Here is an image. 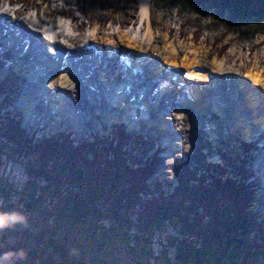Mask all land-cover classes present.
I'll return each mask as SVG.
<instances>
[{"label":"rangeland","instance_id":"obj_1","mask_svg":"<svg viewBox=\"0 0 264 264\" xmlns=\"http://www.w3.org/2000/svg\"><path fill=\"white\" fill-rule=\"evenodd\" d=\"M7 1L12 4V8L19 9V15L21 16L25 15L27 12L30 13L31 11H34L37 12V15L40 16L41 19H52L53 21H59L61 18L66 23V29L72 28V32L76 34V38L78 40H82V42H86V40H92L91 42L95 44V42L103 43L102 41H104L103 44H110L114 47L116 44H118V47H131L125 44L127 37L124 36L122 39H120V37H117V33L121 32L122 30H130L134 25L136 26L134 27L137 30L139 29L137 25H141L137 20L139 17L137 0H85L86 2L84 3L81 0L79 3H83V5L78 8L76 6V0H0V5H5ZM153 2L154 3L150 7L149 11V30L151 34H149L150 41L148 47L150 50L148 48L143 52L150 51V54L155 56L154 58L159 57V64L154 60H150L154 63L155 67L151 69L147 68L145 72L149 73L153 72L154 69H159L155 75L158 77V79H161L162 75L160 74V69H163V72L168 71L170 65L164 61H161L162 56L158 55L157 53L160 54V52L162 53L170 50V46L168 45L170 42H177V44L181 46V49L186 51L190 50V53L197 54V56L200 55L199 57H201L202 54H205V60H210L212 57L222 59L224 62L231 65V67L236 71L216 74V77L219 80L233 79L229 80L230 83L227 85L218 86V89L220 90L219 92L225 93V95L221 94L217 96V98L220 96L219 100H217L218 107L213 104L212 101L207 102L204 100L206 98H211V95L215 93L214 91L209 93V87H211L209 84L211 77L209 80L201 77H193L188 79V77L182 73L185 72V67L177 64L176 73L181 72V75L179 73L177 75L174 73V77H176L171 79L169 78V83L171 84L169 92L166 93L169 94L168 98L170 100L174 97L172 99V107L170 106L169 110L172 112L173 117H178L184 112L186 115L188 114L187 116H192V118L187 120V122H189L188 126H190L189 135L180 137H175L174 135L173 138H169L168 141H164L165 144L169 143L166 148H158L157 151H154V154L152 153V150L159 146L155 147L153 145V137H151V134H149L151 131L149 128L154 123V121H157V117V124L159 123L158 125H160V117L157 116L156 113L153 114L150 119L149 115L147 117H142L143 113L145 112L147 114V110H149L144 106L141 108L142 110H140L142 113L141 118L139 119L141 124H136L134 128H131L130 125H128L131 122L124 124L123 127H120L119 123H115L111 128H109L110 126L105 128L104 123L106 122L107 118L109 121L112 120L113 123V120L117 119L115 122H119L124 116H122L121 110L116 111V106H112V104L106 102L105 100L103 102L104 106H102V103L98 101L100 96L99 94H95L96 90H93V88L87 93L91 94L89 96L91 99H88L87 101L83 100V104L81 102L82 107L79 111H76V113H79L74 117V121L70 120V122L69 119L66 120L64 118L56 117L54 118V122H57L56 125L51 123L48 125V127H46V131L36 132V136H33V132L30 130V127L34 126L33 121L29 120L30 125L28 126V123H26L27 120L23 118L24 120H22V123V121H20V118H22L21 110L12 104L13 101H16L17 95L20 94L22 89L20 84L22 82L21 78L22 75L24 78V71L26 70L24 62L21 64L22 61H24V58H20L19 56L18 59H15V56L5 58L3 53L4 51L2 50L4 47L2 48V46H0V122L5 120L4 117L12 118L13 128L7 131L8 133L10 132L18 136L17 139L21 144V146H16V144L13 143V140L5 136L1 137L0 135L1 142L3 141L8 145L18 147L19 151L16 152L13 150L10 152L12 157L14 156L17 158V160L14 158L8 159L6 156L1 155L2 164L0 165V175L7 177L8 180L18 184L21 181L23 182L26 180L28 177L26 171L24 170L23 163L18 160H22L24 162L28 160L36 166H42L44 162L59 165L55 159L56 157L51 155L52 153L41 155V150H36L32 146L28 147L25 144L27 141H32L33 143V138H41L44 135L63 132V135L66 138L68 137L67 139L71 140L73 145L79 144L80 142L85 143L87 140H103V142L110 143L111 147L107 148L108 153L103 151L98 155L97 158H94L92 164H98V162L101 161L103 162V156L114 152L119 155L118 157L121 158L124 163L134 167H137L140 164L146 165L149 162H152L153 157H155V159H157V161H155L157 162L155 164L156 170L151 171L149 174L147 181V186L149 188L146 190L149 191L148 193L141 191L136 195L130 194L129 184L125 183V187H123L122 191V197H120L119 202L116 205H113L111 198L113 195L117 194L116 191L112 189L109 194H104L103 189H99V185L102 183L101 181H103L102 177L104 175L109 176L111 174L110 172H113L112 168H108V171L105 170L104 172H100L99 168H92L90 164H86L83 160H81L78 165L80 166V171L82 172V179L86 183L82 187L83 192H88L93 189H98L100 191L95 197V203L89 204L90 208H94L95 213H93L91 216H87L89 221L85 223L83 222L85 226H88V224L92 226L94 224H101L104 226L101 231L106 233L107 227H110L113 223H121V221L118 219H111L102 216L103 214L106 215L107 212H110L109 209L114 213V208H116L115 210L118 212L120 210L125 211L134 219L141 218L142 213H144L146 209V203L144 201H147V198L152 197L154 194L152 191L161 189L164 192H166V190L170 192L177 185L178 178H176V175L174 174L177 171L180 172L181 175L187 177L188 175L192 174L193 176L191 179L195 177V174H200L201 176L199 177L201 178V181L210 174L213 176H220L222 179L228 177L232 182L230 185H233L235 188L245 189L249 193V204L246 209L254 215L257 222V225H255L256 228L254 227L251 236L262 237L264 236L261 231L262 227L264 226V184H262L263 182H258L257 179H259V176H256V180L252 182L253 185H247L248 180H252L254 175L253 173H249L247 175L248 179H246L245 176H243V173L247 174L246 170L248 168H250L252 171H258L256 168H253L254 164L258 162L259 167L264 172V152L261 153L260 149H249L245 151L242 145V138L246 140L253 139V134H251L252 131H249L250 129H248L249 127L247 125L250 126L252 120L255 119L253 117L254 115L256 117L255 113L260 112L264 114V77L261 82H255V80L248 75L249 72L246 67L247 64H251L254 60H257L255 63L256 65L261 66V63H264V34L253 30L252 25L247 21L240 23L233 30L229 31L225 28L223 22L220 23V21L213 19V13H208L204 17H198L192 11L191 7H188L185 11H181L179 9V4L177 3L174 5H166L165 7L161 8L156 6L159 5L156 0ZM4 13L2 16L11 19V17H8L11 15L8 10H6ZM143 25H141L140 31L142 33H146L147 26L145 24ZM34 29L36 30V28ZM126 33H128V31H126ZM139 34L140 33L135 35L138 36ZM72 47L73 48L69 47L68 49H76V47ZM100 49L101 50H99L98 56L93 55V57H98L99 61H103L100 59V56L102 57L103 55L104 58L109 54L107 51L105 52L103 48ZM133 49L137 51L136 48L133 47ZM148 58L150 59L151 57ZM128 59L130 60V65L125 66L123 63H118L115 64V66L117 65V68L122 66L123 68H131V70H133L134 61L131 58ZM9 63H11L12 66L10 65V67H8ZM103 64H105V62ZM145 64L150 66L148 63ZM146 65H143L142 67L144 68ZM193 65L195 64L193 63ZM23 67L25 68L24 71ZM105 67L107 69H110V67L112 68V66L109 64ZM39 69L44 71L43 68ZM46 70L49 71L52 69L47 68ZM122 76L123 73L121 74V77ZM140 78L141 81H146L144 80V76L140 75L139 72H137L135 75H132V77L127 78V81L129 82V88L127 87L128 93L131 86L134 85V89L138 88V85L141 82L139 81ZM162 80L166 81L168 78H162ZM189 87H200L201 89L199 88V90H204L205 87V96H203L202 100L206 102V104L204 107H199L201 112L195 106L189 107V101H185L186 106L184 107L182 103L180 104L178 102V96L181 97L183 94H185V89ZM244 88L247 90V93H245ZM151 90H153V88ZM105 92L108 93L109 89L106 88ZM154 92L155 91L152 93ZM140 93L142 96H145L144 92ZM170 95H172V97ZM163 96L167 97V95L164 94L162 97ZM66 97L70 100V103H72V96L67 95ZM84 98L86 97H83V99ZM221 98L225 100V104L223 105L222 103L224 102L220 101ZM249 101H253V103H249ZM153 102H155L154 99L151 100L150 104ZM122 103L125 104V100ZM67 104L69 105V103ZM142 105H144L143 102ZM67 110L68 109L66 106V114H68L67 116H70L69 111L72 109L69 111ZM209 111H215L218 115L212 117ZM106 114L109 115L106 116ZM166 115L168 116V114ZM186 115L181 117H186ZM178 118L180 119V117ZM161 119L167 122L165 117H161ZM182 120L183 122L180 121L181 123L179 126L176 122H174L173 128H180V125L186 122L184 119ZM109 121L107 120L108 123ZM75 122L77 123V127ZM120 123L122 124V122ZM258 123L260 124V122ZM166 124L167 123L163 124V129L165 128L166 130L167 127L168 133L172 132V127L169 129V126H166ZM262 124H264V122H262ZM0 128H2L1 125ZM75 129L78 130L74 131ZM168 133L166 135H168ZM164 134L165 133L163 131V135ZM250 134L252 136H250ZM116 140H118L117 144L115 143ZM14 142L16 141L14 140ZM113 145H115V147H113ZM255 154L258 155L255 156ZM252 155H254L256 159L258 157V160L255 159L256 163H252L253 158L248 160L250 158L248 156ZM151 156H153L152 159H149ZM243 159H246L247 161H244ZM177 166L180 168L176 169ZM203 170H207L205 174L203 173ZM262 171H258V174L263 179L264 174H262ZM35 182L39 184L44 183L41 178H36ZM115 186H118L117 188L121 187V185L118 183H116ZM211 190L213 191L212 193L216 198L214 203L221 202L217 209L220 213L223 212V223L227 226L228 230H231L232 217L235 214L236 207L240 205L242 199H239L238 197H231L229 199L227 197H223L222 194H219L220 191L218 187H215L214 185L211 187ZM191 194L190 201L195 203L193 200L195 194L193 192H191ZM164 195H166V193H164ZM205 195L206 194H204V196ZM132 197L134 199H131ZM206 197L207 196L203 197V199L206 200ZM130 199L134 200V202H136L135 199L141 200L142 202H136L131 208H128L127 202H129ZM2 200L3 199L0 198L1 203H3ZM61 201L62 198L57 197L53 202L55 209L58 211L63 207ZM7 202L13 206H22L20 202L17 201V197L15 196H11L9 199H7ZM48 203L49 202H47L45 205ZM253 209L256 211H253ZM196 210V215L199 214V218H203V222L205 223L208 220L207 213L210 212V208L199 205ZM31 214H33L40 226L42 228L44 227L43 234L46 236V238H51L52 236L55 238H60L61 235H67L71 239V237L77 236L81 243H84L86 246L90 244V233H88L86 228L81 227V225L73 224L69 226L66 223H62L60 227L56 226L57 228H54L55 226H53V224L50 222L49 214L45 211L36 209L35 211L31 212ZM193 214L194 213L191 212L188 213V215L191 217H193ZM136 228V225H130L129 232H135ZM181 229H183V227L175 217L171 222H165L162 231L154 230L152 232V243L147 248V251L150 249L153 256L159 257L160 249L164 247L160 243H166L169 236L181 238ZM259 244L264 245L262 241H259ZM122 248V246L118 247V250L121 254L124 253ZM166 248L165 255L168 260H170L172 263L174 262V264H181L174 260L175 248ZM104 252L109 257L112 250L108 246L107 250L104 248ZM129 252L133 255L140 254L144 260L147 257L146 254L141 252L139 246H136L135 249L129 250ZM146 253L148 254V252ZM148 259L149 261H152L151 257H148ZM158 260L161 262V264H166L165 257L161 256L158 258ZM260 262H263L264 264V260L261 261V259H251L246 263L259 264Z\"/></svg>","mask_w":264,"mask_h":264},{"label":"trees","instance_id":"obj_2","mask_svg":"<svg viewBox=\"0 0 264 264\" xmlns=\"http://www.w3.org/2000/svg\"><path fill=\"white\" fill-rule=\"evenodd\" d=\"M156 1L159 4L156 6L161 8L175 3L179 4L181 11L191 7L198 17L213 13V19L223 22L229 31L247 21L252 25L253 30L264 34V0ZM4 118L5 120L0 122L1 137L5 136L13 140L16 146H21L18 136L7 131L13 128L12 118ZM25 144L41 150V155L52 153L51 155L56 157L59 165L44 162L42 166H36L28 160L26 162L18 160L23 163L28 175L26 180L18 184L0 175V198L3 199V203L0 202V210H19L28 218L26 225H17L0 231V253L11 249H24L27 252L26 259L22 261L24 264H161L158 260L161 256L165 257L166 264H174L165 255L166 247H174V260L181 264H247L246 262L251 259L264 260V245L259 244V241L264 244V236H251L257 222L254 215L246 209L249 204V193L245 189L230 185L232 182L228 177L222 179L220 176L210 174L201 181L200 174H195V177L191 179L192 174L187 177L176 171L174 174L178 178L177 185L170 192L167 190L164 192L161 189L152 191L154 193L152 197L144 201L146 209L141 218L134 219L125 211L118 212L116 208L114 213L109 209L110 212L103 214L102 216L121 221L107 227L105 233L101 231L104 228L101 224L84 225L89 221L87 216L95 213L94 208H90L89 204L95 203V197L100 191L93 189L83 192L82 187L86 183L82 179L78 163L83 160L92 168H99L100 172L112 168L113 172H110L109 176L102 177L103 181L99 189H103L104 194H109L112 189L116 191L117 194L111 198L112 204L116 205L122 197L125 183L129 184L130 194L149 192L146 191L149 188L147 181L150 172L156 170L155 157L146 165L140 164L134 167L124 163L117 153L111 152L102 157L103 162L92 164L94 158H97L101 152L108 153L107 148L111 147L110 143L97 140L73 145L61 134L44 136L34 140L33 143L27 141ZM13 150L19 152L18 147L0 141V165L2 164L1 155L17 160L10 154ZM177 168L180 167L177 166ZM206 171L203 170V173L205 174ZM36 178H41L44 183H36ZM116 183L121 187L117 188ZM213 185L218 187L219 194L223 197L242 199L232 217L231 230H228L223 223V212L220 213L217 209L221 202L214 203L216 198L211 190ZM191 192L195 194L193 198L195 203L190 201ZM204 194L207 196L206 200L203 199ZM11 196L17 197V201L22 206L8 204L7 199ZM57 197L62 198L63 207L59 211L53 204ZM131 199L127 202L128 208L136 202H142L136 199L134 202ZM47 202L49 203L45 205ZM199 205L210 208V212L207 213L208 220L205 223L203 218H199V214L196 215V208ZM36 209L49 214L54 228L60 227L62 223L69 226L77 224L86 228L90 233V244L86 246L81 243L77 236L71 239L67 235H61L60 238L54 236L46 238L43 234L44 227L42 228L31 214ZM189 212L194 213L193 217L188 215ZM174 217L183 227L180 231L181 238L169 236L166 243H160L164 246L160 249V256H153L150 249L147 251L152 243V232L162 231L164 223L171 222ZM130 225H136L135 232H129ZM261 231L264 234V226ZM108 246L112 250L109 257L104 252V248L107 250ZM119 246L123 247L126 254L119 252ZM136 246H139L141 252L147 255L145 260L140 254L133 255L129 252ZM148 257H151L152 261H149Z\"/></svg>","mask_w":264,"mask_h":264},{"label":"bare ground","instance_id":"obj_3","mask_svg":"<svg viewBox=\"0 0 264 264\" xmlns=\"http://www.w3.org/2000/svg\"><path fill=\"white\" fill-rule=\"evenodd\" d=\"M79 1H81V0H76L77 8L81 7V5H83V3L86 2L85 0H82L83 3L81 4V3H79ZM153 1L154 0H137L138 8H139V12H138L139 17L137 20L141 25L145 24L147 26L146 33H144V32L142 33L140 31L141 25H137V27H139V29H137V30L135 28L136 26L134 25L135 27L133 26V28L130 30H125V31L122 30L121 32L117 33L118 34L117 37H120V39H122L124 36L127 37L125 44L128 46H131V47H125V46H119L118 47V44L115 45L117 50H124L127 53H129L130 55L134 56V58L139 56L141 58L140 61L142 63L143 62L148 63V65H150V66H151V64H149V63H151V62L149 60H154L157 63H159V59H158L159 57L158 56H156L158 58H154L155 56H152L150 54V51L149 52H143L145 49L147 50L149 48L148 47L149 41H150L149 34H151L150 30H149V28H150L149 27V11H150V7L154 3ZM8 5H6V4L0 5V14L2 16V14L6 10H8V12L11 13V15H9L8 17L14 16L16 18L15 21L17 22V25L20 26L22 29H24L23 38H25L26 41L24 42V44L21 48H18L17 51L15 50L16 46H14V45L15 44L21 45L22 39H19V37H17L20 34L13 27V26H15V24L13 25L12 24L13 22H11L9 20L5 21L1 24L0 27L3 29V31L0 30V36L2 38H4L5 41L7 42L5 47H7V45L9 46L10 45L9 43L12 42V44L14 46L13 52L15 51L16 54L19 53V57L24 58L23 62H24V66L26 68V70L24 71L25 72L24 77H27L28 81L30 82V86H28V88H30V90L32 89V90L36 91L37 93H39L38 95H34L33 94L34 91L33 92L30 91L27 94V98H26L27 102L22 100L26 94L20 93L19 97L16 99V101L13 102V105H15L17 108H19V110H21L22 120H24L23 118H25L27 120L26 123H28V126L30 125L29 120L33 121L34 126L30 127L31 128L30 130H32V132H35L37 130H39V132L40 131L41 132L46 131L47 130L46 127H48V125L51 123L56 125L57 122L56 121L54 122V118H56V117L64 118L66 120L69 119V121L74 119V117L79 113V112L76 113V111L77 110L79 111L82 107L81 102L83 100L87 101L86 98L83 99V97H85V90H84L83 84L80 81V77L77 74L81 75L82 69L87 74L91 68L89 66L90 63H94L95 70L90 75V77H88L86 79L84 78L85 80H88V81L93 80V82H94V78L99 77L102 84L104 83L105 85H107V88H109V90L112 94L117 95L120 92V94H122V97H123L122 100L123 101L125 100V103L132 101L131 100V98H132L131 94L128 93V91L126 90V87L129 88V86H128L129 82L127 81V78L129 77V73L131 72V68L127 69V68H125V67L123 68L121 66L120 71H117V73L112 74V73H114L113 68H114V64H115V62H113V57L109 58L108 60L105 59V60H107L106 65L109 64L110 66H112V68L110 67V69H107L106 67H104V64H103L104 59H102L103 61H99L98 57L97 58L93 57L94 54L91 55V53H89V55H91V56H89L87 59L84 58V60H81V58H83V55L78 56V57H80V59H79L80 65H77L76 69H74L70 58L65 57V54L67 55V52H65V51H68L69 47L73 48L72 46H74V47H76V49H72L71 51L75 52L76 55L81 54V52L83 51V48H85L86 45H89L92 40H86V42H84V41L82 42V40H78L76 38V34H74L72 32V28L66 29V25H65L66 23L61 18L59 19V21H55V20L53 21L52 19H49V20L41 19V17L37 15V12H34V11H31L30 13L27 12L25 15L21 16V15H19L20 11L18 8H12L10 4H8ZM27 24L28 25L30 24L33 28H36V31H37L36 34L39 35L47 44L49 51H46V53L48 55H53L55 57L59 56L58 57V59H59L58 64L53 59H52L53 61L51 60V56H49V57L46 56V53L43 50V46L41 45L42 44L41 42L38 43L34 39L33 40L31 39V33L29 32L31 29L29 28L30 30H28V28L26 27ZM4 30H7V34L12 35V41H8V35L4 34ZM126 31H128L129 34L126 33ZM138 33H140V34L138 36H136L135 34H138ZM27 40H28V42H27ZM76 40H77V42H76ZM102 42L104 43V41H102ZM103 43L95 42L97 47L105 48L107 51L114 54V52H115L114 48L115 47L110 45V44H103ZM0 44H2L1 39H0ZM4 45H5V43H4ZM168 45L170 46V50H167L166 52H162V53L160 52V54L157 53L158 55L162 56L161 61H164L165 63L170 65L169 68L167 67L168 71H166V72H163V69H160V74L162 75V76L161 75L160 76L162 78H168V80L163 81L162 78L160 79L161 85H160L159 90L155 91L153 93V95H151V97L146 96L143 99L144 100L143 106L150 109L152 106V104H150L151 100L154 99V101H155L156 98L161 97L163 94L167 95V97H164V96L162 97L163 100H165L164 101V103H165L164 109L167 108L168 104L170 106L172 105L171 100L168 98L169 94H166V93L169 92V89H170L171 83H169L170 82L169 78L171 79V78L176 77V76L174 77V75H175L174 73L177 72V66H176L177 64L178 65L180 64V65L185 67L186 70H185V72H182V73L185 74V76H187L188 79L193 78V77H196V78L201 77V78H206V80H209L211 77L210 83H209L211 86V87H209V93L213 92V91L215 93H213L211 95V98H208V99L206 98L204 100L207 102L212 101V103L217 106V100H219V97H220L219 96L217 98V96L224 93L223 91H222L223 93L219 92L220 90L218 89V86L227 85L230 83L229 80H233V79L219 80L216 77V74L230 73V72H234L236 70H234L231 67V65L227 64L222 59L212 57L210 60H205V58H204L205 54H202L201 57H199L200 55L197 56V54L190 53L189 52L190 50L186 51L184 49H181V46L179 44H177V42H170V43H168ZM133 47L136 48L137 51H135L133 49ZM58 49H60V50L62 49L63 52H65V53L64 54L59 53ZM106 50H105V52H106ZM149 50H150V48H149ZM94 56H96V55H94ZM148 57H151V58L149 59ZM178 58H179V61H178ZM256 61L254 60L251 64H249V65L247 64L246 67H247V70L249 72L248 75L251 78H253L255 80V82H261V80L264 77V63H261V66H260V65L255 64ZM41 63H45V64H41ZM193 63L195 65H193ZM39 68H43L44 71L43 70L41 71ZM47 68H50L52 70L47 71L46 70ZM157 71H159V69L158 70L154 69L155 73H157ZM141 72H143V67H142ZM122 73H123V76L121 77ZM149 73L150 74H148V75L146 73L145 76H147L146 79L148 78V80H149L148 86H149V90H151L155 86L152 82V78L158 79V77L155 75V73H153V76H152L151 72H149ZM178 73H176V75ZM40 74H42V76H39ZM179 74L181 75V72ZM178 78H179V76H178ZM162 81H163V83H162ZM174 81H175V79H174ZM178 81H179V79H178ZM110 82H112V83H110ZM209 84H207V85H209ZM26 85H27V83H26ZM263 85H264V82H263ZM100 87H101V85L99 84L98 88H100ZM197 87H191V88L189 87L186 89L184 88L186 90V93L183 94L181 97L178 96V100L180 101V103H182L183 107L186 106L185 101H189V103H188L189 107L195 106L201 112L199 107H201V106L204 107V105L206 104V102H204L202 100L203 96H205V94H204L205 93L204 92L205 87H204V90H199L200 87L199 88H197ZM222 88H224V87H222ZM226 88H228V87H226ZM244 91H245V93H247V90L245 88H244ZM40 93L42 94V96H40ZM182 93H184V92H182ZM109 94L110 93H107L106 95H109ZM67 95H71L73 98L72 103H69V105L65 101L67 99V97H66ZM232 98H233V96H232ZM126 100H128V101H126ZM148 100H150V101H148ZM123 101H121V103H119L118 105H115L116 111L117 110L123 111V109L125 107H122V106L127 105V104L122 103ZM44 102H45V104H43ZM249 103H253V101H249ZM54 104H56V105H54ZM82 104H83V102H82ZM130 104H131V102H130ZM67 105H68V109L69 108L72 109L71 111H69L70 116H67L68 114H66V111H65ZM143 106H141V108ZM125 109H127V108H125ZM129 109H131V108H129ZM210 109H211V107H210ZM135 110L137 111V108ZM220 110H221V108H220ZM139 111L140 110L138 109L137 113ZM223 112H225V111H223ZM140 113H141V111H140ZM155 113L157 116H159L157 112H154L153 114H155ZM183 113H181L180 116H178V117H180V119L178 117H175V116L173 117L172 114H169L167 116L166 113H165V115L161 116V117H165L166 119H172L173 123L176 122L178 126L181 123L180 121L183 122L182 119H184V121H186L185 123H182V125H180V128L176 127V129L175 128L171 129L172 133L175 134V137L188 136L189 135V127L190 126H188L189 122H187V120H190V118H192V116H187L188 114L186 115L185 113L184 114ZM210 114L212 117L215 115H218L215 111L210 112ZM255 114H256V117H255V115L253 116L255 119L252 120V122L250 123V126L247 125L249 127L248 129H250L249 131L256 130V132H255L256 135L257 136L261 135V137L264 138V135H263L264 131H261L260 128L256 129L257 126H262V124H259L258 122L264 121V114H262L260 112H257ZM125 115H123V116H125ZM141 115H142V113H141ZM185 115H186V117H181V116H185ZM144 116L147 117L148 114H146L144 112L142 117H144ZM132 117L129 118L130 120L128 119L129 122H131V123H133ZM140 118H141V116H140ZM150 118H151V116L149 117V119ZM248 118H250V117H248ZM133 119H135V118H133ZM125 120H127V119H125ZM159 121H160V125H158V127H156L157 121H154V123L150 126V128H149L151 130L150 134H151V137H153L152 140L157 139V137L160 135L163 136V142H164L165 138L167 136L166 134L168 133V130H167V127H166V130H165V128L163 129V124L165 123V121L162 120L161 118ZM255 121H258V122H255ZM85 122H87V121H85ZM260 123H262V122H260ZM251 124H253V125H251ZM166 126H167V124H166ZM169 129H170V127H169ZM77 130L78 129H75L74 131H77ZM163 131L165 133L164 135H163ZM251 134H253V133H251ZM261 137H260V139H261ZM257 143L256 144L260 147L259 149H261L260 152L261 153L264 152V141L260 140ZM152 153L154 154V151ZM256 160H258V157ZM259 160H261V159H259ZM263 160H264V158H263ZM254 163H256V161H254ZM258 164H259V162L254 164L253 168H256L258 171L261 172L262 170L260 168H258L259 167ZM258 171H255V170L252 171L250 168H248L246 170L247 174L243 173V176H245L246 179H248L247 175L249 173H253V175H254V178H252V180L251 179L248 180L247 185H253L252 182H254L256 180L255 179L256 176H259V179H257L258 182H260V183L263 182L262 184H264V177L262 179V177L258 174ZM262 174H263V172H262ZM253 211H256V210L253 209Z\"/></svg>","mask_w":264,"mask_h":264},{"label":"clouds","instance_id":"obj_4","mask_svg":"<svg viewBox=\"0 0 264 264\" xmlns=\"http://www.w3.org/2000/svg\"><path fill=\"white\" fill-rule=\"evenodd\" d=\"M27 216L19 210H0V231L13 228L17 225H26ZM27 257L24 249H11L0 253V264H16V261H23Z\"/></svg>","mask_w":264,"mask_h":264},{"label":"water","instance_id":"obj_5","mask_svg":"<svg viewBox=\"0 0 264 264\" xmlns=\"http://www.w3.org/2000/svg\"><path fill=\"white\" fill-rule=\"evenodd\" d=\"M16 264H24L22 261H16Z\"/></svg>","mask_w":264,"mask_h":264}]
</instances>
